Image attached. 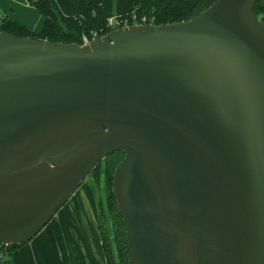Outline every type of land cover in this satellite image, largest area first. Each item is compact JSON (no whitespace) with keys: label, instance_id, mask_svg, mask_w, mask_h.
I'll return each instance as SVG.
<instances>
[{"label":"water","instance_id":"1","mask_svg":"<svg viewBox=\"0 0 264 264\" xmlns=\"http://www.w3.org/2000/svg\"><path fill=\"white\" fill-rule=\"evenodd\" d=\"M257 1L88 45L0 32V244L30 242L123 152L112 194L129 264H264Z\"/></svg>","mask_w":264,"mask_h":264},{"label":"trees","instance_id":"2","mask_svg":"<svg viewBox=\"0 0 264 264\" xmlns=\"http://www.w3.org/2000/svg\"><path fill=\"white\" fill-rule=\"evenodd\" d=\"M29 5L44 19L40 32L36 33L7 17L0 19V32L22 38L49 40L56 43L83 44V36L97 32L98 38L112 29L107 28L110 18L126 20L127 25H167L189 21L199 16L217 0H27ZM255 15L264 24V3L258 0ZM124 157L116 152L100 163L90 177L100 190V170L109 178L111 189L106 211L99 203V229L107 264H129L130 250L126 241V226L112 194L113 175ZM22 246L11 245L2 250L3 258ZM2 259H0L1 261Z\"/></svg>","mask_w":264,"mask_h":264},{"label":"crops","instance_id":"3","mask_svg":"<svg viewBox=\"0 0 264 264\" xmlns=\"http://www.w3.org/2000/svg\"><path fill=\"white\" fill-rule=\"evenodd\" d=\"M4 17L36 33L44 25L27 0H0V19ZM82 185L35 238L0 264H107L99 229L98 188L93 178Z\"/></svg>","mask_w":264,"mask_h":264},{"label":"built area","instance_id":"4","mask_svg":"<svg viewBox=\"0 0 264 264\" xmlns=\"http://www.w3.org/2000/svg\"><path fill=\"white\" fill-rule=\"evenodd\" d=\"M145 21H146V19H143L142 24H145ZM126 26H128L126 20L118 19L115 17L110 18L107 22V28L112 29V30L122 28V27H126ZM97 38H98V33L97 32H91L88 36H83V38H82L83 44L82 45H88L92 40H95ZM4 247H7V246L0 244V259H3L2 250Z\"/></svg>","mask_w":264,"mask_h":264},{"label":"rangeland","instance_id":"5","mask_svg":"<svg viewBox=\"0 0 264 264\" xmlns=\"http://www.w3.org/2000/svg\"><path fill=\"white\" fill-rule=\"evenodd\" d=\"M100 178H101V182H100V190H98L99 192V196H100V201L101 203L103 204V208L104 210L106 211V203H107V199H108V196H109V193L111 191L110 187H109V178L104 174L103 170H100ZM91 179L90 176H88L86 178V180H84L85 183H87L89 180ZM82 185V184H81ZM80 185V186H81ZM79 186V188H80ZM83 186V185H82ZM77 188V190L79 189ZM76 190V191H77ZM75 191V192H76Z\"/></svg>","mask_w":264,"mask_h":264}]
</instances>
